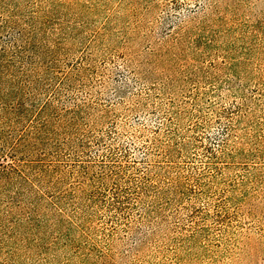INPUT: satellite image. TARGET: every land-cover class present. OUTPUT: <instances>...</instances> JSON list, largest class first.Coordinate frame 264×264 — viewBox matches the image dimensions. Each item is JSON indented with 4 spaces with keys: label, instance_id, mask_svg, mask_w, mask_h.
<instances>
[{
    "label": "rangeland",
    "instance_id": "obj_1",
    "mask_svg": "<svg viewBox=\"0 0 264 264\" xmlns=\"http://www.w3.org/2000/svg\"><path fill=\"white\" fill-rule=\"evenodd\" d=\"M0 264H264V0H0Z\"/></svg>",
    "mask_w": 264,
    "mask_h": 264
}]
</instances>
